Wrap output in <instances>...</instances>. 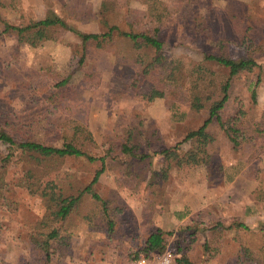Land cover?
Wrapping results in <instances>:
<instances>
[{
	"label": "rangeland",
	"instance_id": "374dc122",
	"mask_svg": "<svg viewBox=\"0 0 264 264\" xmlns=\"http://www.w3.org/2000/svg\"><path fill=\"white\" fill-rule=\"evenodd\" d=\"M50 13L86 33H104L111 26L133 32L158 27L165 61L182 60L180 80L163 79L168 69L160 65L136 76L142 69L139 61H150L156 54L150 48L133 49L129 38L118 32L97 47L94 41L83 43L67 27L53 28L52 39L37 46L18 43L14 32L4 31V22L22 26ZM218 51L236 59L251 56L260 64L251 73L231 78L222 110L223 116L231 115L241 105L255 122L264 112V0H1L0 127L15 117L20 125L23 116L34 114L40 119L39 140L48 137L49 144L60 145L62 139L55 140L53 134L50 139L47 130L56 128L89 155L104 157L103 171L92 188L106 202L113 229L108 228L101 203L84 194L61 223L63 239L50 242L46 260L32 242L45 211L44 199L10 183L3 195L12 209L0 204V264H128L156 228L166 232L165 251L173 258L185 254L203 264H264V201L257 198L264 184V152L255 162L249 160L255 146L246 143L234 150L214 121L208 127L215 138L209 152L215 164L237 172L235 179L227 181L215 169L206 172L202 166H185L154 154L175 145L207 117L206 109L190 107L192 69L200 62L215 71L216 81L225 78L227 69L204 60V52ZM68 75L66 91L49 100L53 85ZM258 75V103L252 105ZM135 78L137 86L132 84ZM152 87L164 94L148 102ZM129 131L134 133L132 142L149 157L140 160L120 150ZM5 147L0 144V153L7 152ZM188 148V142L181 145L182 152ZM29 165L17 152L5 167V179L21 180ZM100 167V159L64 157L30 182L39 190L61 188L64 195H75ZM236 220L248 228H225Z\"/></svg>",
	"mask_w": 264,
	"mask_h": 264
},
{
	"label": "trees",
	"instance_id": "16d2710c",
	"mask_svg": "<svg viewBox=\"0 0 264 264\" xmlns=\"http://www.w3.org/2000/svg\"><path fill=\"white\" fill-rule=\"evenodd\" d=\"M154 2V1H153ZM1 4V0H0ZM163 4L159 2L157 5ZM158 8V7H157ZM156 19L160 21L163 17L162 13L158 9ZM67 27L66 23L56 14L50 13L42 19L29 20L24 25H16L9 22H4L5 32H14L17 37L18 43H27L31 46H37L45 40L52 39L51 31L55 27ZM72 33L77 35L83 43L88 41H94L97 47H102L105 43L109 42L114 34L118 32L121 35L129 38L132 43V47L135 50H142L150 48L155 52V56L149 61L143 58L139 61L142 69L137 71L136 76L147 75L155 68L156 65H160L163 68L168 69V72L163 75V79L169 82H177L180 80V70L182 67V60L171 59L169 62L165 61L162 56L161 49L163 48V40L158 36V27H155L151 32H133V31H114L118 30L117 27L111 26L108 31L104 33H86L76 30L70 26L67 27ZM85 52H82L80 64L83 61ZM204 60L213 61L216 64L227 69V76L225 78L216 81L218 77L214 70L208 68L202 63H196L192 69V73H195V77L192 79V85L190 89V107L195 111L206 109L208 111L207 117L203 122L195 129L189 130L184 137L175 143L170 148H163L155 151L154 154L162 156L168 161H175L185 166H202L206 169V172L212 169L216 170V173L221 176H225V180L231 181L236 174V171H228L227 167L222 164H215L212 159V155L209 152V145L214 142V135L208 130L210 124L214 121L217 122L221 131L228 138L231 147L234 150H239L243 147V144L250 143L255 146L254 151L250 155V159L259 158L260 154L264 152V112L261 111L260 116L255 119V122L251 121L247 116L248 112L240 105L236 111L227 116L222 115V110L229 98L230 80L234 76H238L240 73H251L256 68H260V64L251 56H244L240 58H233L226 52H204ZM165 69V70H166ZM70 75L64 77L60 81H57L53 85L52 93L48 99L51 100L54 96L64 93L69 85ZM179 77V79H178ZM260 82V77L253 83L251 90L250 100L252 105H257V85ZM139 78H135L133 85L137 86ZM163 90L159 87H152L149 90V94L146 97L148 102H151L157 97H163ZM37 103V102H35ZM27 114L23 116L24 123L18 124L14 119L5 120L3 126L0 127V144L5 145L6 153H0V204L5 205L9 209H12L10 201L3 195V190L7 184L14 183L17 186L26 188L32 194L40 195L44 199V214L40 220L36 223V232L32 235V242L36 248H40L45 254V259L49 258V244L52 241L63 239L61 232V223L66 222L67 218L75 211L81 198L84 194H90V196L101 203L102 212L107 217L108 228L113 229V221L108 217V210L106 202L93 191L92 185L98 180L99 175L103 171L104 157H96L89 155L81 147L76 146L75 143L70 141L66 134H60V130L52 128L48 130V134L55 140L61 138L60 145H53L48 143V137L39 140L37 134L39 128L36 126V120L34 114L31 116ZM44 122L50 123V120L44 117ZM133 131H129L126 134V139L120 145V150L123 153H128L140 160L149 157L148 153L140 152V144L138 142H132L134 139ZM59 135V137H58ZM52 139V136L50 137ZM189 143V148L182 152L181 145L183 143ZM18 152L21 160L31 163L26 170H24V176L21 180L10 181L5 179L7 163ZM87 157L90 161L100 159L101 167L96 170L90 183L77 191L75 195H64L63 190L47 191L39 190L34 187L30 182L36 175H42L43 170L48 164L57 159L64 157ZM234 168V167H232ZM260 169L256 167L254 169L255 178H257ZM218 179L216 181H220ZM261 184V181L258 180ZM216 182V183H218ZM257 198L260 201H264V184L257 189ZM218 224H223L218 222ZM46 226H51L47 227ZM229 227H242L247 229L248 226L240 221H233L230 224L224 225ZM46 228V230L44 229ZM44 229V230H43ZM261 232L264 233V225L261 227ZM166 232L160 228H156L152 231L145 240L141 241L137 247L136 254L146 258H152L165 251L166 248ZM37 236L42 237V241L37 239ZM206 244V243H205ZM207 246V245H205ZM173 264H203V262H195L191 260L187 255L181 254L173 258Z\"/></svg>",
	"mask_w": 264,
	"mask_h": 264
},
{
	"label": "built area",
	"instance_id": "2783aa9c",
	"mask_svg": "<svg viewBox=\"0 0 264 264\" xmlns=\"http://www.w3.org/2000/svg\"><path fill=\"white\" fill-rule=\"evenodd\" d=\"M128 264H173V255L171 251L166 250L152 258H146L143 256L135 257Z\"/></svg>",
	"mask_w": 264,
	"mask_h": 264
},
{
	"label": "crops",
	"instance_id": "0c3cea01",
	"mask_svg": "<svg viewBox=\"0 0 264 264\" xmlns=\"http://www.w3.org/2000/svg\"><path fill=\"white\" fill-rule=\"evenodd\" d=\"M226 138H227V137H226ZM227 139H228V138H227ZM235 178H236V176L233 177V179H235ZM233 179H232V180H233Z\"/></svg>",
	"mask_w": 264,
	"mask_h": 264
}]
</instances>
